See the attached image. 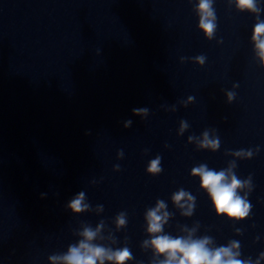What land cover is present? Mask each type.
<instances>
[{"label":"clouds","instance_id":"1","mask_svg":"<svg viewBox=\"0 0 264 264\" xmlns=\"http://www.w3.org/2000/svg\"><path fill=\"white\" fill-rule=\"evenodd\" d=\"M229 6L234 4L238 12H247L256 17V23L251 34V42L255 58L261 67H264V20L260 19L261 8L258 0H228ZM214 0H198L194 11L199 17L198 28L208 40L215 37L217 30V16L214 8ZM222 41H218L221 43ZM181 58V62L184 61ZM206 57L198 55L193 58V62L203 66ZM238 87V85H233ZM227 102L231 103L235 99V92L226 93ZM194 97H189L184 102V106L192 103ZM175 111V107L172 109ZM149 110L145 107L134 108L133 114L141 118L147 117ZM132 124L131 120L124 122V127L128 128ZM189 128L187 121L182 120L178 135H183ZM88 134V133H86ZM189 143H195L198 149L217 151L220 148V139L214 131L210 134L205 130L201 136H189ZM259 151V148L256 149ZM234 159L229 162L228 167L219 171L211 169L207 164H200L191 170V176L199 178V187L207 193L211 205L217 216L226 217L230 221H243L249 217L252 205L248 200V194L252 191L251 175L241 180L235 174L237 167L236 159H251L253 150H238L227 153ZM123 150L118 151L117 158L122 159ZM161 157L157 155L150 160L146 168L149 175L156 176L162 172ZM120 165L114 166V171H119ZM243 192V195H241ZM42 197L45 194H41ZM173 205L180 211L181 216L191 217L194 214L196 198L183 188L179 189L171 196ZM167 204L163 200H157L154 207L146 210L144 219L146 223V233L149 239L142 242L143 249H151L153 259L151 264H261L264 261V252L253 261L250 257L241 259L240 242L231 240L227 245L215 246L214 240L210 236L196 235L199 223L191 228L187 225L181 226L180 231L184 235L172 236L164 232V227L168 223L171 213L167 210ZM67 208L74 215H79L89 211L100 214L104 211L103 205H97L92 209L87 202L86 194L83 191L77 193L67 204ZM127 213L120 212L114 218L115 229L117 231L127 226ZM107 231V235L104 233ZM237 234L241 229H236ZM79 239L68 246L63 253L52 254L48 257L49 264H128L133 259V254L125 245L120 248H113L116 238L103 220L95 228L91 225H82L75 233ZM257 239H259L257 237ZM106 242V243H98ZM162 257V259H161Z\"/></svg>","mask_w":264,"mask_h":264}]
</instances>
